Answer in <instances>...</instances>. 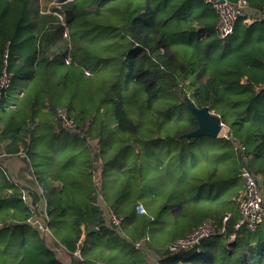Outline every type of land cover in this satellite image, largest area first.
<instances>
[{"label":"trees","instance_id":"trees-1","mask_svg":"<svg viewBox=\"0 0 264 264\" xmlns=\"http://www.w3.org/2000/svg\"><path fill=\"white\" fill-rule=\"evenodd\" d=\"M60 1L41 13L38 0H0L12 74L0 95V264H264V226L228 240L241 171L264 178V22L219 41L202 0ZM187 100L229 138L187 137L198 126ZM40 137L80 162L53 169L45 149L34 155ZM225 215L224 235L167 248Z\"/></svg>","mask_w":264,"mask_h":264},{"label":"built area","instance_id":"built-area-1","mask_svg":"<svg viewBox=\"0 0 264 264\" xmlns=\"http://www.w3.org/2000/svg\"><path fill=\"white\" fill-rule=\"evenodd\" d=\"M38 1L41 2V13L45 12L43 9L44 6L42 7V1ZM68 1L70 0H61L59 5ZM57 2L58 0H54L52 5ZM202 2L206 6H209L216 15L214 30L219 41L225 40L232 35L239 22L243 23L247 27L256 25L258 22H264V5L252 8L248 5L246 0H235L233 2L228 0H202ZM52 5L47 6V12H50L49 7ZM53 13L57 14L55 12ZM57 15L60 19H62L60 14ZM62 37H67L66 29L64 30ZM7 59L8 49L4 55L2 70L0 73V95L3 91L10 87V80L12 78V74L7 69ZM55 118L61 122L64 130L73 131L75 129V123L70 119L65 109H57ZM221 126V131L218 136L229 138L227 135L228 128L224 124H221ZM240 177L242 180V190L236 201L240 219L234 224V232L228 237L230 242L235 241L239 230L246 229L250 232H255L264 220V197L258 186V180H261V178L254 176L245 169L241 171ZM135 210L136 213L144 214V210L141 205H137ZM108 214L110 224L114 227H119L123 221V217L112 212H109ZM228 220L229 215H225L222 219V227L219 230L215 228L214 224L206 221L194 229V231L188 235L187 239L178 240L177 242L170 244L167 248L169 251L173 252L187 250L197 242H202L203 240H207L217 235H224L226 232L225 224ZM41 228L46 230V226H42ZM74 255L79 257L80 252L78 249H76Z\"/></svg>","mask_w":264,"mask_h":264},{"label":"rangeland","instance_id":"rangeland-1","mask_svg":"<svg viewBox=\"0 0 264 264\" xmlns=\"http://www.w3.org/2000/svg\"><path fill=\"white\" fill-rule=\"evenodd\" d=\"M41 1H42V7H43V6L52 5L54 0L53 1L52 0H41ZM4 48H5V50H7V49L9 50L8 43H6ZM5 53H6V51H4V55H5ZM3 60H4V56H3V59L1 61L0 67L3 64ZM1 69H2V67H1ZM0 73H1V71H0ZM18 78L19 77H17V79ZM17 79L14 80L15 85L17 84V82H19V81H17ZM44 143H45V140L42 141V137L36 139V142H35L34 147H33L34 155L36 156L38 151H42L45 149L46 152H43L42 156L51 162V166H53V169L58 170V165H59V171H61V167H60L61 161H65L66 162L65 164H67L69 167H71L74 165V162H76V161L80 162V160H81V158L78 156L77 153L74 152L73 155L69 154L68 147H66V144L63 141L56 140V139L52 140L51 145H49L47 148H45ZM127 146H129V144H127ZM16 163H17V161H16ZM16 171H18V170H16ZM15 174H13L14 175L13 178H15V176H16ZM107 220H109V215H108Z\"/></svg>","mask_w":264,"mask_h":264},{"label":"water","instance_id":"water-1","mask_svg":"<svg viewBox=\"0 0 264 264\" xmlns=\"http://www.w3.org/2000/svg\"><path fill=\"white\" fill-rule=\"evenodd\" d=\"M187 107L190 113L197 120V128L186 134L187 137H219L218 134L221 131V121L219 117H216L213 113L208 111V108L204 106L203 108H197L191 100H187ZM264 185V179L258 180V186ZM95 232V229H88L85 233Z\"/></svg>","mask_w":264,"mask_h":264},{"label":"crops","instance_id":"crops-1","mask_svg":"<svg viewBox=\"0 0 264 264\" xmlns=\"http://www.w3.org/2000/svg\"><path fill=\"white\" fill-rule=\"evenodd\" d=\"M260 36H263L264 37V34L263 35H260ZM239 37H241V35L239 34V36H237V38H239ZM252 37V36H251ZM8 141H6V143H7ZM21 155H23V153L21 154ZM24 156V155H23ZM16 161H17V163H16ZM4 163H5V165L7 166V167H9V171L12 173V174H15L16 172V176H17V174H18V171H19V169H21L22 167H23V161L19 158V157H13V158H11V159H7L6 161H4ZM16 170H18V171H16ZM264 178H261V180H263ZM259 190L261 191V194L263 195V197H264V185L262 184V185H260L259 186ZM264 226V220H263V222L260 224V226L257 228L258 230L261 228V227H263ZM83 237H84V235H83ZM257 245L258 244H252V249H250V250H248L247 251V254H251L253 251H258L259 252V249H258V247H257Z\"/></svg>","mask_w":264,"mask_h":264}]
</instances>
